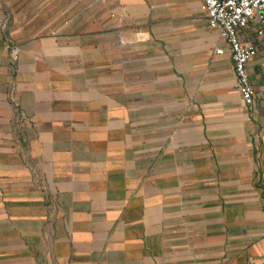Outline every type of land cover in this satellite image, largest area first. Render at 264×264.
Listing matches in <instances>:
<instances>
[{
  "label": "crops",
  "instance_id": "crops-1",
  "mask_svg": "<svg viewBox=\"0 0 264 264\" xmlns=\"http://www.w3.org/2000/svg\"><path fill=\"white\" fill-rule=\"evenodd\" d=\"M84 1H0V264H264L260 51L245 104L199 0Z\"/></svg>",
  "mask_w": 264,
  "mask_h": 264
},
{
  "label": "built area",
  "instance_id": "built-area-1",
  "mask_svg": "<svg viewBox=\"0 0 264 264\" xmlns=\"http://www.w3.org/2000/svg\"><path fill=\"white\" fill-rule=\"evenodd\" d=\"M210 28L228 46L233 66L235 85L245 104H250L255 96L248 63L260 51L264 58V0H199ZM254 23L263 35L258 44L241 38V31ZM217 53L223 49L218 48ZM264 75V61L262 62Z\"/></svg>",
  "mask_w": 264,
  "mask_h": 264
},
{
  "label": "rangeland",
  "instance_id": "rangeland-1",
  "mask_svg": "<svg viewBox=\"0 0 264 264\" xmlns=\"http://www.w3.org/2000/svg\"><path fill=\"white\" fill-rule=\"evenodd\" d=\"M2 5L5 8V11L8 15L9 24L14 25H30L36 22V11L42 12L43 17L45 18L52 11H66L69 7L75 11L84 10V0H0ZM97 0H90V4H93ZM150 7L158 8L169 4V0H147ZM38 12V13H40ZM202 15V14H201ZM203 19L206 20L205 13L203 14ZM189 17L183 18V24H186ZM179 25V22H175ZM192 35L188 37L189 44L193 43L191 39ZM179 37H172L171 42H179ZM194 39V36H193ZM197 53L191 59V61H196L198 59ZM234 88L237 90L234 83Z\"/></svg>",
  "mask_w": 264,
  "mask_h": 264
}]
</instances>
